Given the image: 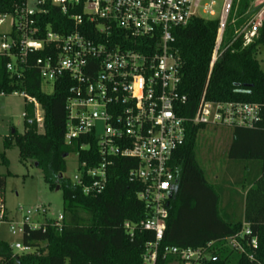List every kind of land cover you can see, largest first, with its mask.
I'll return each instance as SVG.
<instances>
[{
    "label": "built area",
    "instance_id": "obj_1",
    "mask_svg": "<svg viewBox=\"0 0 264 264\" xmlns=\"http://www.w3.org/2000/svg\"><path fill=\"white\" fill-rule=\"evenodd\" d=\"M55 11L66 21L55 19ZM8 18L9 32H0V58L9 59L6 72L20 79L31 64L41 82L53 86L66 83L71 96L65 104V142L70 145L90 137L96 143L100 161L91 159L93 166L78 161L72 184L84 196H97L107 187L112 158L136 162L127 177L129 182L143 185L137 198L147 217L138 224L125 222L123 230L129 239L136 232L153 234L154 240L145 245L143 263L199 264L207 257L205 249L159 248L169 216L168 201L176 184L173 154L184 145L189 127L264 129V97L260 102L212 101L203 93L189 116L184 109L187 98L179 90L180 59L173 47V33L196 18L218 22L208 84L215 63L225 51L227 32L243 47L257 40L264 0H21L13 14L0 15V29ZM256 58L264 76V47ZM11 95L33 105L35 121L41 125L38 103L24 93H0V97ZM18 212L19 221L9 223L3 209L0 212V222L7 223L12 237L21 238L26 229L45 225L31 222L34 215H45L44 209L20 207ZM62 220L60 215L51 223L58 232ZM250 235L245 226L228 239V244L242 252L238 238ZM250 246L256 247V239ZM11 247L16 253L31 251L21 242Z\"/></svg>",
    "mask_w": 264,
    "mask_h": 264
},
{
    "label": "trees",
    "instance_id": "obj_2",
    "mask_svg": "<svg viewBox=\"0 0 264 264\" xmlns=\"http://www.w3.org/2000/svg\"><path fill=\"white\" fill-rule=\"evenodd\" d=\"M20 2L0 0V15L13 14ZM54 18L66 21L56 11ZM217 28L216 20L196 18L173 33V47L180 59L179 90L187 98L184 109L189 116L203 93L212 101L260 102L264 97V76L256 58L264 47V19L257 40L249 46L243 47L241 41H232L226 34L225 51L207 84ZM114 34L122 36L120 31ZM8 61L0 58V93L20 92L34 99L40 106L42 123L35 121V107L25 104L24 132L4 138V150L14 144L20 163L36 165L44 182L51 189L59 188L63 220L60 232L51 226L53 220L45 221L37 230L26 229L20 242L31 249L28 253H16L11 245L0 241V264H144L145 245L154 240L153 234L136 232L129 239L123 230L125 222L138 224L147 217L137 198L143 185L129 182L127 177L136 162L112 158L114 165L108 169L105 191L84 196L79 187L62 177L66 159L75 154L80 163L93 166L91 161L99 162L100 158L90 137L70 145L65 142V104L71 96L70 87L60 83L52 94H44L34 66L29 64L24 76L16 79L6 72ZM202 130L189 127L184 145L173 154L176 184L168 201L169 216L159 248L205 249L207 257L199 264H264V129L231 131L226 173L233 185L245 186L243 195H236L223 180L219 185L208 182L196 153ZM87 144L89 148H83ZM0 162L5 167L8 164L4 151L0 152ZM250 173L255 174L252 180ZM5 180L6 176L0 175V212ZM245 226L251 235L238 238L241 252L231 248L228 239L240 234ZM252 239H256V247L250 246Z\"/></svg>",
    "mask_w": 264,
    "mask_h": 264
},
{
    "label": "rangeland",
    "instance_id": "obj_3",
    "mask_svg": "<svg viewBox=\"0 0 264 264\" xmlns=\"http://www.w3.org/2000/svg\"><path fill=\"white\" fill-rule=\"evenodd\" d=\"M215 11L219 13L221 2L217 4ZM244 5L242 3L241 8ZM241 9L238 10V14ZM11 19H6V23L1 27L0 32L7 33L10 30ZM238 25V24H237ZM228 35V32H227ZM226 35V36H227ZM54 86L52 83L42 82L41 92L47 95L52 94ZM26 101L21 96L0 97V152L4 151L7 166L0 162V175L6 176L3 210L6 214V222L19 221L20 213L18 209H44L45 215H34L32 224H42L47 220L56 221L62 215V193L55 191L44 182L41 171L27 163L23 165L19 161L18 149L13 144L4 150V138L11 134L21 135L24 132L23 118ZM37 114L41 116V109L37 107ZM97 135H101L100 132ZM231 141L230 130H215L206 128L199 132L196 142L197 160L200 167L204 170L208 182L212 185L218 184L223 180L224 184L232 188L236 195H243L246 188L241 185H233L231 176L226 173L230 162L227 158V151ZM78 174V159L75 154H71L66 159V172L63 178L72 181ZM247 174V172L245 173ZM226 176V179L222 177ZM255 176L250 173V180ZM5 222H0V241L13 245L20 242V238L12 237L8 233V226Z\"/></svg>",
    "mask_w": 264,
    "mask_h": 264
},
{
    "label": "water",
    "instance_id": "obj_4",
    "mask_svg": "<svg viewBox=\"0 0 264 264\" xmlns=\"http://www.w3.org/2000/svg\"><path fill=\"white\" fill-rule=\"evenodd\" d=\"M35 167H36V165H35ZM55 191H59V188H58V187H56V188H55Z\"/></svg>",
    "mask_w": 264,
    "mask_h": 264
}]
</instances>
